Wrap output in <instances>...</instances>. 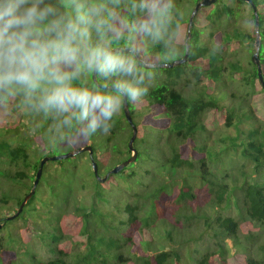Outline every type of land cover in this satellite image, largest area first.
Returning a JSON list of instances; mask_svg holds the SVG:
<instances>
[{"label": "trees", "instance_id": "16d2710c", "mask_svg": "<svg viewBox=\"0 0 264 264\" xmlns=\"http://www.w3.org/2000/svg\"><path fill=\"white\" fill-rule=\"evenodd\" d=\"M199 1L173 0L159 41L132 31L144 18L130 11L133 0L109 4L116 13L113 24L127 25L113 47L134 45L148 62L182 58ZM252 2L258 30L246 0H217L198 10L188 61L174 75L171 67H161L170 77L155 75L143 100L129 104L139 128L137 159L104 181L100 178L132 155L133 130L123 109L109 134L98 132L75 148L61 142L58 119L44 116L35 147L20 126L26 115L41 121L40 112L22 95L0 98L2 220L31 191L45 156L90 145L99 166L97 176L84 152L47 161L17 221L7 220L0 229V264H27L21 249L33 236L56 255L38 264H264V88L252 61L259 34L264 74V0ZM88 85H95L92 77ZM140 108L149 117L141 119ZM158 114L164 119L156 122ZM50 121L55 129L46 126ZM219 122L225 129L214 134L209 126ZM150 123L157 125L151 139L152 131L142 129ZM171 124L176 129L163 132ZM216 163L221 166L214 168Z\"/></svg>", "mask_w": 264, "mask_h": 264}, {"label": "clouds", "instance_id": "9594fccd", "mask_svg": "<svg viewBox=\"0 0 264 264\" xmlns=\"http://www.w3.org/2000/svg\"><path fill=\"white\" fill-rule=\"evenodd\" d=\"M119 3L0 0V98L22 95L32 109L54 115L69 147L109 134L124 105L139 104L163 67L138 60L134 45L113 47L127 26L113 24L109 4ZM173 7V0H133L130 11L144 18L132 31L163 39ZM92 76L105 87L89 86Z\"/></svg>", "mask_w": 264, "mask_h": 264}, {"label": "water", "instance_id": "95a60500", "mask_svg": "<svg viewBox=\"0 0 264 264\" xmlns=\"http://www.w3.org/2000/svg\"><path fill=\"white\" fill-rule=\"evenodd\" d=\"M216 1L217 0H200L197 3V5L195 6V8L193 10V13H192V15L190 17L189 31H188L187 38H186V50H185L184 56L182 58L176 59L173 62H170L169 64H167V63H158V62H149V63H155V64H158V65H163V67H165V66L174 67L176 65H180V64L186 63L188 61V57H189V54H190V48H191L189 39H190V37L192 35L190 27H191V25L193 23V18H194L195 14L198 12V10L201 7L209 6V5L213 4V3H215ZM246 1L250 2L252 4V6H253L254 13H255V18H256V29L258 30V28H259L258 8L252 2V0H246ZM260 47H261L260 35L258 34L257 35V41H256V48H255V52L253 53V56H252V61L257 66L258 78H259V81H260L261 85L264 88V74H263L262 65H261V59H260ZM138 60H140L141 62L146 61L142 56H140L139 53H138ZM92 80H93V82H94V84L96 86L105 87V85L100 80H97L95 78V76H92ZM107 87L111 88L112 86L111 85H107ZM123 110H124L125 117L127 118V121L131 125L132 130H133L132 136H131V138L129 140V143H128V146H129V149L132 152V155H131L130 158L124 160L123 162H121V163L117 164L115 167H113L108 172V174H106V176L100 178L102 181L106 180L111 173L120 172L122 169H124L125 167H127L129 164L133 163L137 159L138 150L135 147V141H136L137 136H138L139 128H138V126L136 125V123L133 120V116H132V113H131V108H130V105L128 103H126L124 105ZM85 151L89 152V154L91 156V162H92L93 171H94V173L97 176H99V166H98V163L96 162V160L93 157L94 150H93V147L90 146V145L81 147V148L76 149V150H71V151H68V152H65V153H62V154H57V155H52V156H45L41 160V166H40V168H39V170L37 172V176H36V179H35V181L33 183V187L31 189V191L24 197V199L21 202L18 210L15 213L6 216L5 220H2L3 218L0 217V229L2 228V226L4 225V223L7 220H13V219L17 218L21 214V212L24 210V207L26 206L27 202L29 201V199L32 197V195L36 191V187H37V185H38V183L40 181V178L42 176L44 164L47 161L67 159V158H70V157H74L77 154H79L81 152H85Z\"/></svg>", "mask_w": 264, "mask_h": 264}, {"label": "rangeland", "instance_id": "374dc122", "mask_svg": "<svg viewBox=\"0 0 264 264\" xmlns=\"http://www.w3.org/2000/svg\"><path fill=\"white\" fill-rule=\"evenodd\" d=\"M197 3H196V5H197ZM245 54H249V50L248 49L243 52V55H245ZM179 66L180 65H176L175 67H171L170 68L173 75L175 74L176 70H179L180 69ZM155 75L158 76L160 79H167L168 77H170L166 69H160V68H157L156 69ZM219 89L222 90V92H220V94L221 95H224L223 92L226 91V89L224 87H220ZM139 112H141L142 113V116H143V117H141V119L142 118H145L146 119V117H149V115H147L146 112L144 113V109L143 108H140L139 109ZM40 115H41V121L36 120V123H35V120L34 119H30L27 115L24 116L23 122H22V124L20 126V129H21L22 132L28 133L33 138V141H34L33 142V146H35V147L38 145V143H37V141H36L35 138H38V136H40L39 129L43 126L42 124H44L43 122H44L45 117H48L51 114H44L43 112H40ZM206 118L209 121V119L211 118V115L210 114H207L206 115ZM138 119H137V121H138ZM153 119L156 122L162 121L164 119V115L162 116L161 114H158L156 116V118H153ZM221 122L214 123L213 125H211L209 123V125H211V126H209V128L215 132L214 134H217L219 132H222L225 129L224 124H222ZM139 125H140V123H139ZM154 125H155L154 123H150L148 125L147 124L146 125H143L142 126V129L144 127L145 130L152 131V130H154L155 126H157V125H155V126ZM37 126H38V128H37ZM46 126L48 128H52L53 127L55 129V126H56L55 121L48 122ZM57 127L59 128V123L58 122H57ZM58 128L56 130H58ZM60 128H61V126H60ZM175 129L176 128L171 124L170 126H168L167 128H165L163 130V132H167L168 134H171L172 131L175 130ZM156 132L157 131H152L151 134H148L150 136V139L152 138V134H155ZM231 132L233 134V131H231ZM16 143H17V141L13 142V145H16ZM218 146H220V145H218ZM218 146H216V147H218ZM216 147L213 149L214 151L216 150ZM221 147L222 146H220L219 148H221ZM59 151L61 153L65 152V151H63V148H60ZM84 153H85V155H84L83 159L85 161L91 162V156H90V154L88 156V154L86 153V151ZM70 158H72V157H70ZM228 159H229V157L227 156L225 160L228 161ZM133 163H131V164H133ZM91 164H92V162H91ZM224 165H226V163ZM217 166H221V164L220 163H216V164L213 165L214 168L217 167ZM130 167H133V166H130ZM161 175H162V173H161ZM163 175H165V174H163ZM165 176L167 178V175H165ZM143 181L146 182V180L144 178H143ZM136 188H137V186H136ZM140 189L142 190L143 189V186H140ZM199 193H201V192L199 191ZM87 200L90 201L88 198H87ZM13 220H14V223L17 221L16 218L13 219ZM230 244H231V242H230ZM21 254H22V257H24L25 259L28 260L27 261L28 262L27 264H38L40 261H48V260H50V259H52V258H54L56 256L55 253H54V251L50 247H48L46 244L42 243V241L38 237H36V236H33L31 238L29 244L25 248H22L21 249Z\"/></svg>", "mask_w": 264, "mask_h": 264}]
</instances>
